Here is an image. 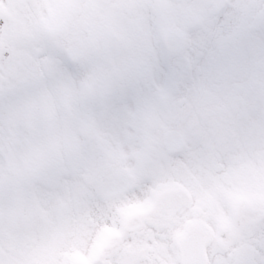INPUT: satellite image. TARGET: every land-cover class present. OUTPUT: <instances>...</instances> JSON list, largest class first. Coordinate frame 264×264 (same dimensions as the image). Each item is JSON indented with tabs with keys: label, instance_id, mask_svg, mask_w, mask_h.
<instances>
[{
	"label": "snow or ice",
	"instance_id": "1",
	"mask_svg": "<svg viewBox=\"0 0 264 264\" xmlns=\"http://www.w3.org/2000/svg\"><path fill=\"white\" fill-rule=\"evenodd\" d=\"M0 264H264V0H0Z\"/></svg>",
	"mask_w": 264,
	"mask_h": 264
}]
</instances>
